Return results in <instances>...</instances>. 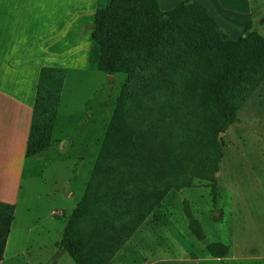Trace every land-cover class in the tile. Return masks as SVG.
<instances>
[{"label": "rangeland", "instance_id": "1", "mask_svg": "<svg viewBox=\"0 0 264 264\" xmlns=\"http://www.w3.org/2000/svg\"><path fill=\"white\" fill-rule=\"evenodd\" d=\"M91 59L90 67L67 74L52 134L50 156H56L31 162L23 188L5 196L6 203L16 204L5 264H76L57 243L66 216L89 193L92 203L104 197L119 212L141 206L146 213L108 264H264V81L239 109V121L220 133L218 170L205 174L200 173L205 160L187 161L181 148L169 154L163 123L137 144L131 141L125 154L114 155L116 117L130 111L138 97L124 90L126 74L109 75L97 68L98 57ZM103 153L105 163L97 168ZM58 158L65 161L59 164ZM135 161L155 165L159 184L169 187L150 214L144 203L150 184L141 181ZM215 243L228 245V254L214 256L209 247Z\"/></svg>", "mask_w": 264, "mask_h": 264}, {"label": "trees", "instance_id": "2", "mask_svg": "<svg viewBox=\"0 0 264 264\" xmlns=\"http://www.w3.org/2000/svg\"><path fill=\"white\" fill-rule=\"evenodd\" d=\"M89 31L97 68L109 75L126 74L124 90L138 97L132 111H120L116 117L119 142L114 155L125 154L131 141L137 144V138L163 123V146L169 154L178 155L181 148L187 161L205 160L200 173L214 174L223 156L220 133L239 121V109L264 81V36L254 23H247L234 38L200 0H181L168 10L159 0H112L109 7L97 10ZM65 75L63 68L41 72L29 158L49 157L55 150L52 134ZM104 157L103 153L97 168L105 163ZM208 159L214 161L207 167ZM135 166L141 181L150 184L151 194L143 198L150 214L169 187L159 184L152 163L135 161ZM91 198L87 194L66 216L57 245L76 264H108L143 221L141 213H146L141 206L119 212L110 199L92 203ZM15 209L0 201V261ZM209 249L218 257L229 252L221 243Z\"/></svg>", "mask_w": 264, "mask_h": 264}, {"label": "crops", "instance_id": "3", "mask_svg": "<svg viewBox=\"0 0 264 264\" xmlns=\"http://www.w3.org/2000/svg\"><path fill=\"white\" fill-rule=\"evenodd\" d=\"M159 1L161 8L168 10L181 0ZM200 1L234 38L241 35L249 22L254 23L257 31L264 30V0ZM111 2L112 0H0L1 201L9 202L5 196L9 192L13 194L12 188L17 193L19 188H23L31 162L47 163L56 156V153L45 158L27 156L42 70L63 68L66 81L67 74L73 69L90 67L92 59L89 48L93 47V42L89 27L97 10L106 8ZM82 61L85 64L80 66ZM59 112L57 121L60 119ZM58 160V163L63 162L65 158ZM33 173L36 179L39 175L37 171ZM11 233L12 229L10 235ZM8 244L0 264H5L9 258Z\"/></svg>", "mask_w": 264, "mask_h": 264}, {"label": "water", "instance_id": "4", "mask_svg": "<svg viewBox=\"0 0 264 264\" xmlns=\"http://www.w3.org/2000/svg\"><path fill=\"white\" fill-rule=\"evenodd\" d=\"M223 134V132L221 133V135Z\"/></svg>", "mask_w": 264, "mask_h": 264}]
</instances>
